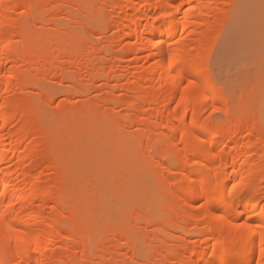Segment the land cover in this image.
<instances>
[{
	"label": "bare ground",
	"instance_id": "6f19581e",
	"mask_svg": "<svg viewBox=\"0 0 264 264\" xmlns=\"http://www.w3.org/2000/svg\"><path fill=\"white\" fill-rule=\"evenodd\" d=\"M65 1L68 3L71 0ZM72 1H76V4L78 2L80 6L81 2L83 3L81 0ZM116 1L118 0H91L90 4L91 9H95L94 12L97 13L99 10V15H106L101 12L103 10L101 5L111 6L116 12V16L121 11L124 13L121 20L115 21V17H112L108 23L113 26L111 30L116 34V37L107 43L108 45L114 44L118 57L115 56L116 62H111L109 67L104 69L105 65L103 66L100 61L99 63L95 61L96 64L92 61L93 52L89 53L90 51L87 50V47L94 44L92 41H86L80 45L78 43L81 42L80 36L78 37L76 34H71L70 38L67 37L68 40H64L65 37L63 39L60 36L50 35L46 31L48 23L51 22L49 20L51 16L48 15L53 10L51 4L58 0H0V103L2 102L0 105V212L8 217V223L26 231L29 236L35 235L39 243L38 250L34 251H18L15 244L11 247L5 245L0 250V264H93L92 258L95 255L92 256V254H95V250L92 252L91 246L86 244L87 240H85L83 227L80 223L79 212L81 209L79 212L76 210L80 201L77 202L78 200L73 198L76 195L73 193L76 191L74 190L76 186L72 187L73 179L70 180L71 186L67 181L69 177L67 170L70 166L67 165L69 161L66 159L64 151L68 152V149L71 148L70 145L77 143L76 137L73 135V129L77 131V128L73 127L78 125L79 118L81 119L79 126H85L84 114H87L91 105L96 102L87 98L83 105L72 107V109L75 107L73 111L78 114V116L75 114L77 124L74 125L72 121V126L69 125L70 123L69 127L67 123L65 125L68 129L73 128L69 130V135L71 132L75 138L71 140L73 136L70 135L68 141L71 140L73 143L69 142V145L66 144L67 147L61 141L62 150H60L61 144L57 143L61 140L58 136L60 137L64 131L62 130L63 133L56 138L58 133L53 134L47 128L46 124L48 123L45 124L44 117L42 118V115H45L43 112L46 110L45 107L42 108V103L38 104L40 100H36L37 96H33L34 98L26 96L24 107L20 109L19 105L23 95L37 84L32 78L34 73L41 72L44 73V76H52L60 72H67L68 67L62 65L65 64L63 62H66L70 66L71 64L77 65L74 66L76 68L73 71L74 74L81 79L88 80L86 86L89 87L112 72L117 74L119 69L117 61L123 59L124 53V55H135L136 57L145 54V64L141 66L138 76L136 75L135 81L124 89L127 93L135 94L136 97L127 99V97L121 96L119 100H114L117 99L119 93L108 92V96L103 97L98 103L101 107V105L104 106V104L114 101V108L110 109L112 112H109V109L102 110L105 125L103 126L110 129L112 128L111 124L117 118L118 109L123 105L126 107L127 114L113 125L112 134L115 132L117 136L120 134L119 131L122 132L124 121H130L132 118L135 120L138 114L143 115L147 113V108H152L154 113L150 115L148 121H142L145 129L142 132L138 131L139 133L134 136L139 160L144 163L148 158L145 147L150 149L156 147L158 154L167 156V158L170 155V158L171 156L174 158L171 164H162L158 168L153 166V169H149H152L153 173L148 178H152V174L155 173V178L158 179L157 184L159 182L158 185L163 189L159 193L160 200L162 203L169 204L167 214L163 216L165 218L161 217V220L155 222L156 218L153 221L155 225L160 226L157 227V236L154 238L160 240V235L172 228L175 233L172 234L171 239L173 241L182 240V236L177 233L184 228L183 224L190 220L189 217L192 213L184 212L183 206L186 209V207H192L191 204L194 202H202V213L200 218L198 217V222H206L207 225L204 229H197L198 231L190 233V235H197L199 240L198 244L189 250V257L199 255L196 260L197 264H207V260L213 258L212 250L220 249L226 256L249 261L255 258L256 264H259V240L257 237L260 235V230L248 232L246 229H241L238 231L234 226L264 222V114L256 112L252 117H249L243 112L233 113L228 97L216 85L208 71L209 51L214 43V33L223 18L220 13L224 9L222 8L221 11L219 6L224 3V0H119L120 3ZM79 4H77L78 7ZM65 9L60 7L56 10L67 16L68 11L66 10L67 13H65ZM82 10L84 11V9ZM58 13L55 14L59 15ZM23 15L30 17L32 26L40 25L39 32L31 34L28 27L19 26L28 25L27 22L23 23L21 20L20 17L23 18ZM99 15L94 17L102 21L104 16ZM158 16L159 19H157ZM94 17L92 20L95 19ZM93 21L95 22V20ZM101 21L98 23L100 27L103 24ZM100 27H98V31L97 28L93 29L94 33L90 35L93 40L101 39L103 33H106L103 29L101 32V28L105 29V26ZM125 31L127 33L126 44L122 47L120 33ZM30 38H33V43H30L31 40L28 43ZM160 38L163 39V43L157 46L156 40ZM89 54H91L92 60L88 57ZM102 69L107 71L102 73L104 71ZM117 78L116 76L112 78L114 85H116ZM106 80L108 79L106 78ZM77 83L79 84V81ZM189 83L194 84L195 87L190 89L189 98L181 103L180 98L185 95L184 89L189 86ZM80 85L84 88L83 84ZM35 89L37 88L35 87ZM88 89L81 90L86 97L88 96L86 93L91 91ZM83 94L82 96H84ZM48 101L51 102L50 98ZM214 105L217 107L222 105L229 113L224 121L217 122L214 117L207 114L209 111L212 112ZM64 107L66 106L64 105ZM66 108H62V111L63 109L69 110L71 113L72 109H68L69 106ZM27 109L33 110L32 113L27 112ZM71 116L72 114L70 118ZM66 120L69 119L66 118ZM137 120L135 121L137 122ZM90 125L92 127V124ZM60 127L62 129V126ZM60 127L58 130H61ZM158 128L162 130L157 131ZM163 129L168 132H163ZM59 133L61 132L59 131ZM132 138L126 139L125 142L129 141L130 143ZM57 139L59 140L57 141ZM125 156L127 157L126 153ZM70 164L72 168L71 161ZM178 171L183 172L181 177L172 179L171 175ZM55 175L56 178H53ZM124 175L126 174L124 173ZM130 176L126 175L127 178ZM77 177L76 179H78ZM79 179L78 181H80ZM76 183L78 182L76 181ZM78 184L81 186L80 183ZM157 189L159 188L157 187ZM169 189H172L171 194L165 193ZM158 191L156 190L157 193ZM70 194L72 195L71 199H69ZM50 205L53 206L50 207ZM84 207V210L88 208ZM238 212H242L243 215H238ZM217 216H222L223 219H216ZM115 230L117 233V229ZM124 231L118 230V235L122 237L127 235ZM5 234L7 235V229H5ZM133 239L139 238L134 237ZM133 239L127 240L129 243H133ZM129 243H125V245L128 246L127 250L130 253L133 245ZM116 244L118 243L116 242ZM138 245L140 246V243ZM97 246L100 245L96 244V248ZM118 246L113 245V248L105 250L106 252L100 248V250L97 249L96 252L99 251L98 254L96 253L97 258L102 253L101 250L105 254L104 259L100 257L101 261H98L97 264H130L127 260L118 262L117 256L120 254ZM121 246L120 248H122ZM199 247H205L204 251L200 252ZM164 251V253L156 255L155 262L152 261L154 264L159 260L166 264H171L177 259L183 261L188 248L181 244L177 247L169 246ZM192 261L191 259L184 260L182 264H191Z\"/></svg>",
	"mask_w": 264,
	"mask_h": 264
},
{
	"label": "rangeland",
	"instance_id": "374dc122",
	"mask_svg": "<svg viewBox=\"0 0 264 264\" xmlns=\"http://www.w3.org/2000/svg\"><path fill=\"white\" fill-rule=\"evenodd\" d=\"M64 1L65 0H58V2H55V3L52 2L51 7L53 6V10L52 11H50L51 9L48 10V11H50L49 13L51 14V15L50 14H48V15L51 16V17H49V20L52 22V24H50L51 22L48 23V25H47L48 27H47L46 31L50 35L60 36L63 39L65 37L64 40H68V38L71 37L70 36L71 34L72 35L76 34L78 37L80 36L79 38L81 39V42H78L80 45L85 43L86 41H92L94 44L90 45L91 47L90 46L87 47L88 48L87 50H88V52L90 51L89 53L93 52L95 55L92 53V56H91V54H89L88 57L90 59H91V57H93V60L92 59L91 60L94 62L98 61V63H99V61H100V63L103 66L105 65L104 69L108 68L109 67L108 65H110L111 62H116L115 61L116 59H114V58L117 55L115 53L116 49H115L114 44L108 45V43H107L108 41H110L116 37L115 36L116 34L114 32H112V30H111L113 26L109 25L108 23H110V20L112 17H115V21L119 20V19L121 20V18L124 17V13H122V11L121 12L119 11L120 14L116 16V12L114 11V9L111 8V6L109 7L108 5L107 6L101 5V8L103 9L101 12L105 13L106 15H104V14L99 15V13H100V12L98 13L99 10L97 11V13H98L97 14L96 12H94L95 9H91L92 8L90 5L91 0H81V1H83V3L86 2L85 3L86 6L82 2H81V6H80V4L77 2V4H79L80 8L77 6L76 1L73 2L71 0L68 3L66 1H65L66 2L65 3ZM116 2L120 3L119 0ZM61 4L63 6H60ZM64 5H67V6H64ZM59 6L66 8L65 11L64 10L63 11L65 13H67V11H68L67 16H64V14H62V13L61 14L58 13V10H56V9L60 8ZM96 6L98 7V4H96ZM220 6H219V8L221 9V11L224 9L222 11V13H220L221 15H223L222 16L223 18H221V21L219 22L220 24H218L216 27L217 30L215 31V33H214L215 36L213 37L214 43H212L213 46L210 48L211 52L209 51V53H210L209 54L210 59L208 61L209 62L208 63L209 74L212 77V79L214 80V82L216 83V85L221 90H223L225 92V95L228 97V99L230 101V104H231L230 108L232 109L233 113L243 112V113H246L249 117H252L256 112L260 113V114H264V0H231V1H227V2L224 0V3ZM48 7H50V6H48ZM48 7H47V9H49ZM99 7H100V5H99ZM81 8L84 9V11ZM61 9H63V8H61ZM98 9H100V8H98ZM56 12L59 15L55 14ZM84 12H86V13H84ZM69 13H70V15H69L70 17L68 16ZM89 13H90V15H89ZM92 14H94V15H92ZM220 14H219V16H220ZM98 15L102 16V17L104 16L103 19L105 22L103 21V19L101 21L100 19H97V17H94V16H98ZM224 16H225V18H224ZM93 17L95 18V19H93V20H95V22L92 20ZM20 18L23 21V23L27 22L28 25H19V26L28 27V29L31 30L30 31L31 34H32V32L33 33L39 32V30L41 29L40 25H36V27H38V28L32 26L31 22H30L31 19L29 20L30 17H28L27 15L26 16L23 15V18H22V16ZM96 21H97V23H96ZM100 21H101V23H103L101 27L105 26V29L101 28L100 24H98ZM54 23L59 24V25L56 26ZM98 27L101 28V32L104 31L106 33H103V36L101 37V39L93 40L90 35L92 33H94V30L96 28H97L96 30L98 31ZM102 29H103V31H102ZM124 33H120L121 34L120 36H122L121 37L122 47L125 46V44H126L125 39L127 37V33H126V31ZM32 39L33 38H30L29 40L27 39L28 43L30 40H31L30 43L31 42L33 43ZM48 45H50V44L48 43ZM98 53H100V54H98ZM123 55H122L123 59H121V61H117V64L119 62V64H118L119 69H118L117 74H116V72L115 73L112 72L110 74L111 77H110V75L107 77L105 76L104 77L105 79L102 78V79L98 80L97 83H94L92 85L89 84V85H91L89 87L86 86V84L88 83V80H85L83 78L81 79V77H77L74 74L73 71H75V69H76L75 67L77 65L71 64V66H70L66 62H63L65 64H62V65L66 68L68 67L67 68L68 70L65 69V70H67V72L66 71L60 72L59 74L52 75V76H44V73L42 74L41 72L34 73L32 78H34L35 84L36 83L37 84L27 94L23 95V99H22V102L19 105V107H20V109L24 107L26 96L27 97L28 96L29 97H33V96L36 97L37 96L36 100H40V102H38V104L42 103V108L45 107V110H46L45 112H43L44 109H43V111L41 110V112L45 113V115L43 113H41V114L44 115V116L42 115V118L44 117L45 124L48 123V124H46V126L48 125L47 128H49L53 132V134H56V132L58 133V134H56V136L54 135L56 138L59 134H62L64 131V133L62 134L63 136L62 135H60V137L58 136V138L61 140L58 141L59 139H57V141L59 142L57 144H61V141H62L63 145L65 146L69 142L73 143V141H71V140H74V138L76 137L75 140L77 141V143L75 142L74 144H71L72 145V146L70 145L71 148L69 147L70 150L68 149V152L70 154L68 152L64 151L65 149L63 150L66 154V159L69 161V164H70V161L73 163L72 168H71V164L69 165L67 163V165L70 166L69 169L73 170V171H71L69 169L67 170V171H69V172H67V174H69L68 176L70 177V178L68 177L67 181L70 184L71 183L70 180L73 179L72 180V184H73L72 187L75 185L77 188V189L76 188L74 189L71 187L72 189H74L78 192V195H77L76 191L73 192L76 194L75 195L76 197L73 196V198L78 200L77 202L80 201L79 205L77 204L78 207L76 210H78V212H79V210L81 209L79 212L80 217H81L80 223L83 227V234H85L84 235L85 240H87L86 244L91 246L90 249H93L92 252H94V250H95V252H94L95 254H92V256L93 255L96 256V257L93 256L94 258H92L93 264H97L101 261V259L105 255V254H103V251H105V250L107 251V250H109V248L112 249L113 245L118 246L119 244L120 245L118 246L119 247L118 252L120 251L119 252L120 254H119V256H117L118 262H120V260L121 261L125 260V262H126V260H127L128 263L130 262V264H152L153 262H155L156 255H158L159 253H164L165 252L164 250L169 248V246L177 247V246H180L181 244L187 246V248H188V251L185 254L184 260L189 261L191 259L193 261H196L198 259L199 255L189 257V250L198 244L199 237L197 235H190V233L197 230V229H200V230L204 229L207 225V224H205L206 222H203V223L198 222V220L200 218L199 216L202 213L201 212L202 202H197V203L194 202L193 203L194 205L191 204L192 207H190V208L186 207V209H185V206H183L184 212L190 211L188 213H191V212L192 213H191V216L189 217L190 220H188V222L184 223L183 224L184 228L181 231H178V233H177L178 235L182 236V240H174L173 241L171 239L172 234L175 233L172 230V228H169V229H167V231L165 233H162L160 235V240H156L154 238L157 236V230L156 229H157V227H160V226L155 225V223L153 221L156 218L157 219L155 222H157L158 220H161V217H162V219L165 218L163 216H166L167 210L169 209V204H167L166 202L162 203V201L159 198L160 197L159 196L160 190L162 191L163 189H161V187L158 185L159 182L157 184L158 179L155 178V173L152 174V178H148V177H150L151 173H153V170H152L153 166H154V168H155V166L158 168V166L159 165L161 166L162 164H164V165L167 163L171 164V162L174 161V158H172V156L170 158V155L167 158V156L164 157L161 154H158V151H157L158 148L156 150V147L155 148L153 147L152 149H150L149 147H147V148L145 147V151L147 153L148 158L145 159L144 163L140 162V160H139L140 157H139V154L136 150V145L134 142V136H135V134L142 132L145 129V126H143L144 124L142 123V121L143 122L146 120L148 121V119L150 118V115H152L154 113L153 109L149 107V108H147V113H145L143 115H139V114L137 115L136 114L137 116L135 117V120L138 119L137 120L138 123L134 120V118H132V119L135 122H133L132 119L130 121H128V120L124 121L122 124V128H121L122 132L119 131L118 133H120V134H118V136H117V134L115 132H114V134H112L113 125L116 124L117 122H119L120 120H122L121 117L126 115L128 112L126 107L123 105L117 111V114H116L117 118H115V121L113 122V124H111L112 128L110 129L107 126L104 127L105 126L103 123L104 114L102 112L105 111V109L106 110L109 109L108 111L112 112V110H110V109L114 108V105H113L114 101L109 102V104L106 103L108 105H106V104H104V106L101 105V107L99 105L100 103H98V102L103 97H105L108 94V92L119 93L117 96V99L115 98L114 100H119V98L121 96L124 98L127 97V99H128V97H130L129 99L135 98L136 97V96H134L135 94L133 95V94L127 93L126 91H124V89L127 88L128 86H130L133 83V81H135L134 78L136 77V75L138 76V73L140 72L141 66H143L145 64V61H144L145 54L144 55L140 54L137 57L135 55H129V56H127L128 54H126L124 56ZM94 56H96V57H94ZM103 56H104V58H103ZM117 57L118 56H116V58ZM94 58H95V60H94ZM108 58L110 61L108 60ZM101 61L105 62V63L103 64ZM96 62H95V64H96ZM104 69H102V70H104ZM106 71L107 70H104L102 73H104ZM61 73L63 76L61 75ZM65 73H66V75H64ZM69 74H71V75H69ZM73 75H74V77H72ZM67 76H70V77H67ZM114 76H116V78L118 77L116 79L117 80L116 85H114V82L112 81V78ZM84 78H86V77H84ZM106 78L108 80H106ZM36 79H37V81H36ZM82 80H83V83H82ZM78 81H79V84L77 83ZM84 83H85V85H84ZM80 84H83L84 88H82V86ZM42 85L44 88L42 87ZM80 86H81V88H80ZM35 87L37 89H35ZM86 87L89 88L88 90H91V91H89V93H86V94H88L87 97L81 91V90L84 91V89L86 90L87 89ZM39 88L40 89L42 88V89L40 90ZM43 90H44V92H43ZM82 94L84 96H82ZM47 96H48V98H47ZM49 96H51V97H49ZM39 97H41V98H39ZM49 98H50L51 102L48 101ZM87 98L96 102L93 105H91V108H89V110L87 111L88 115L84 114L85 115V117H84L85 118V120H84L85 124L84 125L87 126V124H88L89 127L88 126L82 127L81 125H80L81 126L80 127L79 126V122H81L80 118H79L80 120L78 119V125L76 126L75 124H77V121L75 120V114H77V112H74L73 110L75 109L76 105H79V106L83 105L85 103V99L87 100ZM42 99L48 105L45 104L44 102H41V101H43ZM0 105H2V102L0 103ZM64 105L66 107L69 106L68 109H72L73 106H75V107L72 110H70L71 113H69V110L67 111V110L63 109V111H62V108L67 109L66 107H64ZM102 107H103V109H102ZM32 111L33 110H31V109H27V112H29V113H32ZM66 111L68 112V114L66 113ZM100 112L103 114V116ZM71 114H72V116L70 118ZM207 114L214 117L215 118L214 120H216L217 122H222L226 119V115H224L222 113L213 114L211 111H209ZM77 116H78V114H77ZM95 117H97V118L101 117V118L97 119ZM66 118L69 120H66ZM84 118H82V119H84ZM72 121L75 125V127H73V128H77V131H74L75 129L71 128V129H73V132H74L73 135L75 137L70 132V135L73 137H71V140L68 141L70 139L69 130H71V129H68L67 125L70 123L69 125L72 126L73 125L71 123ZM86 121L87 122L90 121L89 123L92 124V127ZM139 121H141V122H139ZM66 123H67V125H65ZM58 124H59V126H58ZM55 125H56V127H55ZM69 125H68V127H69ZM263 125H264V121H263ZM60 126H62V129ZM59 127L61 130H58ZM84 127H85V132H84ZM56 128H57V130H56ZM141 128H143V129H141ZM88 129H89V131H88ZM160 129L158 128L157 131ZM59 131L61 133H59ZM66 131H67V134H65ZM77 132L79 135L77 134ZM97 132H98V134H97ZM163 132L166 133L168 131L166 129H163ZM90 133H91V135H90ZM83 134H86V135H83ZM111 138H114V139H111ZM117 138L118 139L121 138V139L118 140ZM129 138H132L130 143H129V141L126 143L125 140L129 139ZM79 140H81L80 143H79ZM106 140L109 142H107ZM78 143H79V145H77ZM63 145L62 144H61V146L58 145L61 147V149L59 148L60 150H62ZM75 145H77V146L75 147ZM66 147H67V145H66ZM78 149H79V152H78ZM76 151L78 154L76 153ZM94 153H95V155H94ZM125 153H126L128 158L125 156ZM137 154H138V156H137ZM70 157H71V159H70ZM124 158H126V159H124ZM132 158H134V159H132ZM147 159H149L150 161ZM128 161L130 164L128 163ZM141 161H143V160H141ZM112 163H113V165H112ZM129 168H131V170H129ZM150 168H152V169L149 170ZM130 171H132V172H130ZM57 172H58V170H57ZM82 172H83V174H82ZM129 172L131 173V176L133 175L132 177L130 176ZM124 173L126 175L130 176V178H132V179L130 180L129 177L127 178L126 175H124ZM182 173H183L182 171H178L175 174L171 175V178L172 179L180 178ZM134 174H136V175H134ZM164 174H166V173H164ZM77 176H79V177H77ZM54 177L56 178V175L53 176V178ZM76 177L78 179L81 178V179H79L80 181H78V179H76ZM153 178L156 181H154ZM81 180H82V182H81ZM76 181L78 183H80L81 186L78 183H76ZM129 184H130V186H129ZM70 186H71V184H70ZM157 187L159 189H157ZM79 189L82 190L81 191L82 193L80 192ZM156 190L157 191L159 190L158 193L156 192ZM171 191H172V189H169L165 193L171 194ZM79 194H80V196H79ZM157 195H158V197H157ZM69 197L68 198L71 199L72 195L70 194ZM80 197H81V199L82 198L83 199L81 200ZM76 200H74V201H76ZM157 201L160 203H158ZM146 204H148V205H146ZM52 206L53 205H50V207H52ZM83 206H85L86 208L88 207V208L84 210ZM191 217H192V219H191ZM123 225H125V226H123ZM89 226H90V228H89ZM126 228H128L129 230L127 231ZM115 229H117V233L115 232L116 231ZM118 230L119 231L125 230L124 232L127 235H124L125 237L118 235ZM88 233H89V235H88ZM132 237L133 238L134 237L139 238L140 240L139 239L134 240ZM87 238H89V239H87ZM131 238L133 239L134 244L132 242H130V243L133 245V247H135V249H133V247H132V252L129 253V250H127L128 246L126 247L125 243L128 244L129 242L127 239H129V241H131L132 240ZM102 242H103V244H102ZM116 242L118 244H116ZM138 243H140V246L138 245ZM96 244L100 245V246H97V248H96ZM141 245H142V247H141ZM120 246L122 248H120ZM144 246H146V247H144ZM149 246H151V247H149ZM137 247H138V249H137ZM94 248H96V249H94ZM99 248L102 249L103 251L102 250L100 251L102 253L97 258L96 253L98 254L99 251L96 252V250ZM204 249H205V247H199L200 252H203ZM127 251H128V254H127ZM145 252H147L149 254H147V253L145 254ZM138 256L141 258H139ZM100 257H101V259H100ZM183 261H181L180 259L179 260L177 259L176 261H174L171 264H182ZM78 262L80 263V260ZM156 263L157 264H166L160 260L157 261ZM89 264H91V263H89ZM108 264H110V263H108Z\"/></svg>",
	"mask_w": 264,
	"mask_h": 264
},
{
	"label": "snow or ice",
	"instance_id": "6c2138e0",
	"mask_svg": "<svg viewBox=\"0 0 264 264\" xmlns=\"http://www.w3.org/2000/svg\"><path fill=\"white\" fill-rule=\"evenodd\" d=\"M159 18L158 16L157 19ZM161 43H163L162 38L156 40L157 46ZM193 87H195V85L189 83V86L184 89L185 95L180 98L181 103H184L189 98L188 93ZM177 107H179V105H177ZM212 113L229 114L222 105L220 107L214 105ZM237 214L243 215L242 212H238ZM216 219L222 220L223 217L217 216ZM234 227H236L238 231L241 229H246L248 232L260 230V235L257 237L259 240V264H264V222L259 224H237ZM5 229H7V235L5 234ZM253 243H255V241H253ZM13 244H15L18 251H34L39 248V243L35 235L29 236L26 231L8 223V217H6L3 212H0V250H2L5 245L11 247ZM212 257V259L207 260V264H256L255 258L251 261L242 258H232L231 256L224 255L223 250L220 249H213ZM191 264H197V262L192 261Z\"/></svg>",
	"mask_w": 264,
	"mask_h": 264
}]
</instances>
